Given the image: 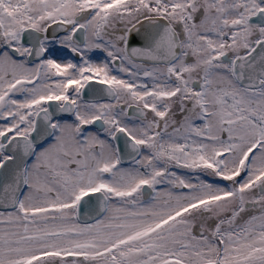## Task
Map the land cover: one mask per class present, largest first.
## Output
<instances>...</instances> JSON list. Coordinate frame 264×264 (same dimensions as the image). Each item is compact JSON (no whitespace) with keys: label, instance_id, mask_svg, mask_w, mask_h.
I'll list each match as a JSON object with an SVG mask.
<instances>
[{"label":"snow or ice","instance_id":"6c2138e0","mask_svg":"<svg viewBox=\"0 0 264 264\" xmlns=\"http://www.w3.org/2000/svg\"><path fill=\"white\" fill-rule=\"evenodd\" d=\"M0 264H264V0H0Z\"/></svg>","mask_w":264,"mask_h":264}]
</instances>
